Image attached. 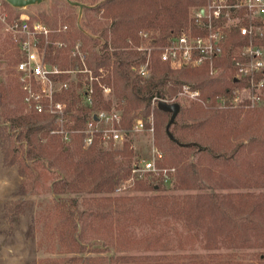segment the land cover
<instances>
[{
  "label": "trees",
  "instance_id": "16d2710c",
  "mask_svg": "<svg viewBox=\"0 0 264 264\" xmlns=\"http://www.w3.org/2000/svg\"><path fill=\"white\" fill-rule=\"evenodd\" d=\"M203 3V0H102L93 11L99 13L102 10V18L112 20L109 41L107 28L101 32L104 40L101 45L79 30L67 34L53 32L48 37L45 61L58 65L60 69L78 67V60L68 61L69 50H57L54 42L70 39L81 41L82 50L87 54L88 68L113 92L112 99L105 100L96 84L94 108L109 110L114 99L117 108L123 111L121 124L123 128L129 129L133 120H145L149 116L154 97L165 99L166 95H175L181 85L186 83L185 79L191 76L184 70L171 71L154 53L151 56V77L143 81L134 72V67L144 60L136 51L139 46L138 34L144 29L158 30L160 35L156 42L163 45L166 38L188 26L190 7H199ZM3 4L9 13L12 12V6L5 1ZM64 4L68 10L73 9L68 1L65 0ZM96 24L101 27L99 22ZM4 41L0 45V52L7 60V73L12 76L21 57L17 43H13L11 38ZM241 41L232 35L228 38L227 46L234 47ZM7 43L13 48L12 54L10 51L6 53ZM39 45L43 48L42 39ZM216 65L222 68L221 74L216 77L206 73L204 67L192 69L199 78L196 87L201 91L203 100L213 101L217 97H225L237 85L230 71L229 59L224 58L216 62ZM176 74L184 76V79L174 77ZM7 79V84L0 83V109H4L0 112V118L17 130L18 140L25 143L24 160L29 163L25 166L32 171L29 172L30 178L35 183L41 180L52 195L51 215L59 223L60 239L67 252L82 255L72 260L74 264H90V259L84 255L90 252L84 229L93 226L94 222L98 226L108 227L110 239L107 244L115 233L129 242L133 241L129 230L140 225L158 229L155 237L152 234L153 241L158 243L160 238L167 236L159 228L161 225L170 229L171 222L182 223L185 240L193 244L200 243L203 250H230V259L237 258L238 251L253 250L255 253L250 264H264V253H259L264 250V193L250 192L264 188V107L254 111V116L250 117L251 123L247 126L251 127L248 143L239 145L227 157L217 154L218 148L215 142L211 143L209 136L215 132L240 133L235 125L239 114L233 111L205 110L202 106L193 105L187 111L193 124L178 127L176 121L185 112L181 107L169 130L172 139L168 138L165 131L157 146L164 152V164L174 167L177 172L175 190H198L200 193L95 199L99 194H112L117 185L130 177L134 165L131 142L125 141L122 148L111 147L108 151L102 150L98 141L84 149L79 137L72 141V147L63 143L58 136L50 134L56 128L53 117L37 115L24 109L16 77ZM168 83L171 84L170 88L164 90L163 87ZM63 98L72 116L71 128L79 130L84 126L90 110L78 106L74 93L66 91L59 100ZM153 115L155 118H168V121L170 118L169 114L157 108L153 109ZM204 142L210 144V147L204 146ZM191 152L196 154L194 162L191 160ZM140 181H137L138 190L155 193L162 190L161 181L156 185ZM224 188L247 191L228 194L217 192ZM75 196L81 197V204L88 207V211L79 210ZM171 234L177 236L179 243L183 241L177 231L173 230ZM107 244L93 252L107 253ZM128 260L124 256L107 255L104 264H128ZM232 263L243 264L241 261L228 264Z\"/></svg>",
  "mask_w": 264,
  "mask_h": 264
},
{
  "label": "rangeland",
  "instance_id": "374dc122",
  "mask_svg": "<svg viewBox=\"0 0 264 264\" xmlns=\"http://www.w3.org/2000/svg\"><path fill=\"white\" fill-rule=\"evenodd\" d=\"M0 7V45L5 42L4 39L11 38L13 43L15 42V35L11 31V26L15 21L26 22H39L48 29L52 30V33L67 34L73 33L75 30L81 31L85 36L90 39L96 40L102 44L103 37L101 32L103 29H108L107 40L110 39V23L112 20H105L102 18L103 11L97 13L93 11V8L99 6L102 0H70L74 3L82 5L81 9L73 7L72 10H68L65 6V0H42L41 3L28 5L26 8H14L12 12H8L3 4ZM67 1V0H66ZM190 7V15L192 12ZM96 22H99L101 27L97 26ZM63 26H67L68 30L61 31ZM95 30V31H94ZM66 32V33H64ZM142 32L151 33L153 38H158L160 31L149 29L142 30ZM140 32L138 34L139 46H148L147 40L141 41ZM81 45V41H73L72 39L66 41L54 42L57 50H66L68 55V61L71 62L69 53L75 45ZM60 45H62L60 47ZM100 47L96 48L98 50ZM10 51L13 53V48L7 43L6 53ZM84 52V51H83ZM5 53V55H6ZM85 53V52H84ZM86 54V53H85ZM87 55V54H86ZM87 57V56H86ZM152 60V58H151ZM58 68L59 66L56 65ZM8 63L6 58L0 52V83L7 84L9 81L7 78L16 77L13 73L9 76ZM190 74V79H185L187 84H193L197 88L198 76L193 70H184ZM229 71V70H228ZM232 71V69L230 70ZM219 72L218 75L221 74ZM216 75V76H218ZM184 79V76L180 77L178 74L174 77ZM214 76V77H216ZM146 80V79H144ZM143 80V81H144ZM171 84H166L163 89L168 90ZM198 89V88H197ZM179 91L175 95H166L165 100L176 99L175 103H178L184 110V114L177 119L178 127L190 126L193 124L191 119L187 116V111L193 107V105L202 106L205 110L214 109L216 111H233L239 114V118L236 120L235 125L240 133L235 134L228 132L226 134H220L218 132L210 134L211 143L215 142V146L218 148L217 154H223L225 157L229 156L239 145H246L250 139V128L247 127L251 121L250 117H253V112L258 111L264 107V98L262 105L253 109H229L220 108L217 97L213 101L202 100L189 101L177 97ZM112 99V98H111ZM113 102L115 103L114 99ZM212 104V105H211ZM22 105V104H20ZM211 105V106H210ZM23 108V107H22ZM25 109V106H24ZM4 110L0 109V112ZM26 112V110H25ZM151 117L154 131L153 133H141V134H129L124 140L131 142V150L133 152V163L136 164L140 160H146L152 158L153 148L162 155V159L157 163L159 168L171 169L172 178L168 183H163L162 190L158 193L146 190H138V182L131 181L130 177L116 186L112 194H102L95 196V199L100 197H124V198H141L151 195H167V196H179L185 194L195 195L200 191H176L174 188L175 178L177 172L174 167L164 164L165 155L164 152L157 146L158 140L163 139V133L166 131L168 118L159 117L155 118L153 115V109L149 116L142 121H146ZM134 121V120H133ZM132 121V122H133ZM244 131V132H243ZM243 132V133H242ZM18 131L11 127L9 123L0 118V264H74L72 261L74 258L81 257L82 255H74L67 252L62 239H60L59 223L52 219V195L47 191L46 185L38 180L36 183L33 178H30L29 168L25 165H29L24 160V151L26 145L21 140L19 141ZM242 133V134H241ZM77 137H73V140ZM72 140V141H73ZM124 141V142H125ZM209 143V142H208ZM204 146L210 147V144L206 142L202 143ZM71 147L73 144H70ZM115 148L114 146L101 145L102 150L108 151ZM117 149L122 148L119 144ZM191 160L194 162L196 154H192ZM164 164V165H163ZM150 176H145L139 183L154 185L159 184L158 180L154 178L151 180ZM246 189L239 188H224L218 189V193H244ZM255 194L264 193V188L250 190ZM80 211H88L89 208L81 204V197L75 196ZM90 197V196H86ZM170 229L161 225L159 228L167 236L159 239L158 243L154 242V237L158 232V229L150 227V225L133 226L129 230L130 237H133V241L129 242L126 238H122L119 234H114L112 240L107 244V240L110 239V233L105 225L98 226L95 222L93 226H89L84 229V235L87 238L88 249L90 252L84 254L90 259V264H104V259L109 256H124L128 257V264H228L231 261H241L243 264H250L253 262V250L238 251L237 258H228L232 251H213L208 252L202 249L201 244L191 243L185 240V229L182 223H170ZM182 236L183 241L179 243L177 236L171 234L172 230ZM157 231V232H156ZM154 234V237H152ZM168 237V238H166ZM149 238L148 240H146ZM103 244L108 245V252H93L96 249L101 248ZM264 253L261 250L259 253ZM171 263H169V259ZM234 264V263H232Z\"/></svg>",
  "mask_w": 264,
  "mask_h": 264
},
{
  "label": "built area",
  "instance_id": "2783aa9c",
  "mask_svg": "<svg viewBox=\"0 0 264 264\" xmlns=\"http://www.w3.org/2000/svg\"><path fill=\"white\" fill-rule=\"evenodd\" d=\"M203 5L192 7L188 26L166 38L158 45L151 33L142 32L141 41L148 46H138L136 51L144 58L134 67V72L142 80L151 77V56L157 54L163 64L173 71L206 68V73L214 77L222 71L216 62L229 59L233 79L237 85L228 95L219 98L220 108L253 109L262 105L264 98V0H203ZM2 0H0V7ZM15 35L20 62L15 67L17 83L22 93V103L28 112L52 116L56 128L51 135L58 136L67 145L73 137H79L84 149L97 141L101 145H123L129 134L153 133L151 117L145 122L135 119L129 127L122 126L123 111L112 102L109 110L94 108L95 85L100 88L105 100H111L112 89L100 82L98 76L87 66L86 54L81 45H75L69 53L70 59L79 61L76 68L60 69L45 61V50L51 29L39 22L15 21L11 26ZM68 30L63 26L61 31ZM236 35L240 44L227 46L228 38ZM40 39L43 48H40ZM62 45H60L61 47ZM62 76L65 78L62 79ZM66 91L74 93L78 106L90 110L83 127L74 130L71 113L66 100H59ZM177 97L189 101L201 100V91L192 84L181 85ZM175 103L154 97L152 109L158 102ZM177 104V103H176ZM152 158L140 160L131 169V181L137 182L145 176L163 183L172 178L171 169L159 168L162 155L153 148Z\"/></svg>",
  "mask_w": 264,
  "mask_h": 264
},
{
  "label": "water",
  "instance_id": "95a60500",
  "mask_svg": "<svg viewBox=\"0 0 264 264\" xmlns=\"http://www.w3.org/2000/svg\"><path fill=\"white\" fill-rule=\"evenodd\" d=\"M4 1L14 8H26L28 7V5L41 3L42 0H4ZM67 1L73 7H78L79 9H81L82 7V5L79 3H74L71 2L70 0ZM156 107L160 112L162 111L170 115L169 121L167 122L168 124L166 126V134L169 139H172L169 130L170 127L174 124L178 114L180 113L181 106L178 103L167 104L166 102L160 100V102L157 103Z\"/></svg>",
  "mask_w": 264,
  "mask_h": 264
},
{
  "label": "crops",
  "instance_id": "0c3cea01",
  "mask_svg": "<svg viewBox=\"0 0 264 264\" xmlns=\"http://www.w3.org/2000/svg\"><path fill=\"white\" fill-rule=\"evenodd\" d=\"M263 23H264V19H263Z\"/></svg>",
  "mask_w": 264,
  "mask_h": 264
}]
</instances>
